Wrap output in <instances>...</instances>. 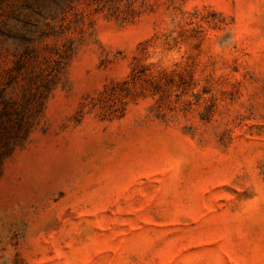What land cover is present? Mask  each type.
Segmentation results:
<instances>
[{
    "label": "rangeland",
    "instance_id": "rangeland-1",
    "mask_svg": "<svg viewBox=\"0 0 264 264\" xmlns=\"http://www.w3.org/2000/svg\"><path fill=\"white\" fill-rule=\"evenodd\" d=\"M0 264H264V0H0Z\"/></svg>",
    "mask_w": 264,
    "mask_h": 264
}]
</instances>
